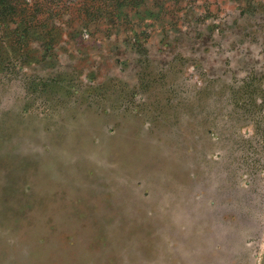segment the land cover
<instances>
[{
    "label": "rangeland",
    "instance_id": "1",
    "mask_svg": "<svg viewBox=\"0 0 264 264\" xmlns=\"http://www.w3.org/2000/svg\"><path fill=\"white\" fill-rule=\"evenodd\" d=\"M12 6L0 264H261L264 0Z\"/></svg>",
    "mask_w": 264,
    "mask_h": 264
},
{
    "label": "trees",
    "instance_id": "2",
    "mask_svg": "<svg viewBox=\"0 0 264 264\" xmlns=\"http://www.w3.org/2000/svg\"><path fill=\"white\" fill-rule=\"evenodd\" d=\"M13 0H0V17H6L12 10Z\"/></svg>",
    "mask_w": 264,
    "mask_h": 264
},
{
    "label": "water",
    "instance_id": "3",
    "mask_svg": "<svg viewBox=\"0 0 264 264\" xmlns=\"http://www.w3.org/2000/svg\"><path fill=\"white\" fill-rule=\"evenodd\" d=\"M261 264H264V253H263V258H262Z\"/></svg>",
    "mask_w": 264,
    "mask_h": 264
}]
</instances>
